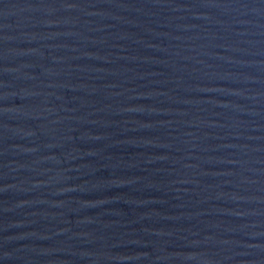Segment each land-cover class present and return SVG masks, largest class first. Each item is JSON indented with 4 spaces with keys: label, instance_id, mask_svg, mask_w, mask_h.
<instances>
[{
    "label": "water",
    "instance_id": "obj_1",
    "mask_svg": "<svg viewBox=\"0 0 264 264\" xmlns=\"http://www.w3.org/2000/svg\"><path fill=\"white\" fill-rule=\"evenodd\" d=\"M0 264H264V0H0Z\"/></svg>",
    "mask_w": 264,
    "mask_h": 264
}]
</instances>
